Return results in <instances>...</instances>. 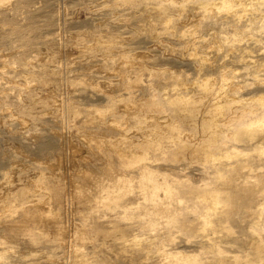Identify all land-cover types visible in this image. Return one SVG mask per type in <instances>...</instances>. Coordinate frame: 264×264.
I'll return each instance as SVG.
<instances>
[{
	"label": "clouds",
	"instance_id": "clouds-1",
	"mask_svg": "<svg viewBox=\"0 0 264 264\" xmlns=\"http://www.w3.org/2000/svg\"><path fill=\"white\" fill-rule=\"evenodd\" d=\"M0 264H264V0H0Z\"/></svg>",
	"mask_w": 264,
	"mask_h": 264
}]
</instances>
